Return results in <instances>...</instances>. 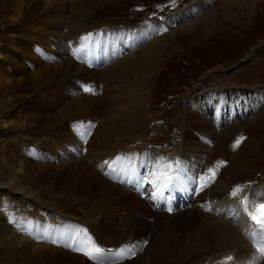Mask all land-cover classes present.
<instances>
[{
  "label": "rangeland",
  "instance_id": "obj_1",
  "mask_svg": "<svg viewBox=\"0 0 264 264\" xmlns=\"http://www.w3.org/2000/svg\"><path fill=\"white\" fill-rule=\"evenodd\" d=\"M65 1L66 13L56 25L43 18L38 22L40 30L20 20L9 21V15L1 14L7 21L0 22V62L15 69L5 58L16 55L15 64L28 69V76L46 66H57L66 56L86 67L93 74L71 79V85L59 96L66 105L89 96L96 105L119 104L116 107L123 112V107L126 110L131 105L128 86L132 81L118 82L113 78L116 76L105 79L103 73L128 57L138 54L143 58L140 51L157 37L167 43L149 71L150 80L145 82L143 106L147 112L143 122L127 126V133L124 125L120 135L112 132L110 139L102 137L109 129L100 105L98 112H82L58 129L72 134L75 138L68 137L71 142L58 140L57 126L49 136L47 116L42 113L62 114L61 106H42L52 95L51 88L45 95L36 90L42 95L40 99L44 98L37 103L11 110L0 105V194L5 197L0 200V226L7 228L5 234L0 232V264H44L42 260L23 261L42 247L71 259L66 262L57 254L51 258L53 264H263L264 244L252 235L250 240L247 234L257 228L249 213L254 215V209L260 212L264 202V126L259 125L260 120L264 123V0H93L76 25L82 23L79 35H71L64 46L77 0ZM0 5L4 6V0ZM211 12L215 21L206 27L204 21ZM123 27L141 29L125 30L117 35L119 39L115 36L113 47L119 48L118 41L125 44L124 33L129 44L138 43L124 47L120 56L105 63L115 51V47L107 49L105 42L103 55L98 53L99 63L87 67V58L78 45L81 40L86 43L88 34L101 31L109 36L111 30ZM31 37L41 38V42H32ZM105 39L95 36L99 46ZM20 44L28 52L31 48L32 55L44 64L34 66L24 54H18L23 49ZM237 62L241 64L235 65ZM30 84L41 88L35 78ZM94 85L98 86L95 92L86 91ZM3 89L0 80V102ZM130 120L127 118L125 124ZM250 141L249 153L245 143ZM232 157L242 161L233 171ZM12 158L21 161L24 168L36 170L28 174L23 169L17 175L26 190L22 194L12 190L9 167L3 162L6 159L14 165ZM85 165L107 183V191L96 189L92 196L73 191L76 177L68 171L71 167L80 171ZM219 180L225 184L222 191L217 189ZM93 185L97 188V183L89 184ZM84 206L94 215L87 216ZM107 213L113 215V225L108 228L101 226ZM216 220L225 223L221 235L228 236V226L235 231L243 250L232 242L226 247L211 240L200 245L197 230ZM7 236H18L19 249L5 244ZM25 245L31 249L23 257L19 252H24L21 248ZM253 251L261 255L258 262L247 258L246 254Z\"/></svg>",
  "mask_w": 264,
  "mask_h": 264
},
{
  "label": "bare ground",
  "instance_id": "obj_2",
  "mask_svg": "<svg viewBox=\"0 0 264 264\" xmlns=\"http://www.w3.org/2000/svg\"><path fill=\"white\" fill-rule=\"evenodd\" d=\"M20 1V0H19ZM229 1V0H228ZM16 0H4V6L0 5V22L2 21V23L7 19H5L4 15H9L10 18L9 21H19L23 22L24 24H26V26L30 27L33 26V28H36L37 30L39 29V21L42 20L43 18H50L51 22H57V20L63 16L66 13L65 7L67 5L65 0H22L20 1V3L17 5V3H15ZM75 3H73L72 6V13L71 16L69 18V33H68V37L67 35L65 36L66 39L62 42L64 46H67V44H69L68 40L69 38H71V35H74V38H76L79 33H77L79 31L78 27L80 25H82V23H80V25H77V23L79 22V20L81 18L84 17V15L87 13L86 10H89L91 7V4L93 2V0H77L74 1ZM63 4V5H62ZM71 4V3H70ZM4 16H2V15ZM207 16V15H206ZM4 18V19H2ZM214 17L211 14H209L207 16V18L205 19L204 23L206 24L205 26L207 27L208 22L212 23L214 22ZM42 22V21H41ZM203 22V21H202ZM19 23V22H18ZM27 23H30L27 25ZM47 23V21H46ZM13 24V23H12ZM6 25V24H5ZM56 25V24H55ZM25 26V27H26ZM32 28V27H31ZM30 31V30H29ZM24 34V33H23ZM141 34V33H140ZM144 36V35H141ZM141 36H139V40H141ZM118 39L120 37L116 36ZM121 37H123L122 39L124 40L125 37V44L128 46H131L133 44H129L128 43V34H123ZM32 38V37H31ZM59 38V36H58ZM79 38V37H78ZM143 38V37H142ZM161 37H157L155 40L151 41L152 43L146 47L145 49H143L142 54H144L143 58L146 56L147 59H143L140 58L137 55H134L132 57H128L126 58L124 61H121L120 63L115 64L114 66H110L109 70L103 73V76L109 79V77L112 76H116L113 78H116L118 82L123 81L126 82V80L128 81H132L131 84L128 86V88L132 91V96L130 98V100H128L129 103H131V105H129V108H127L125 110V107H123V112L116 106H119L109 102L108 105L103 106L102 104L96 105L94 102H97L94 99H90L89 96H85V97H79L77 99H75L74 101L69 102L67 105L64 103L65 100L59 99V96L61 97L62 93L65 92L66 87L68 85H71L70 80L71 79H77L79 80V78L85 75H91L93 73H91L90 71H88L85 68H83L82 66H80L78 63H74L72 60H70L67 56L66 60L62 61L61 63H58L57 66H46L45 68H42V70L40 72H38L37 74H35L34 76H28V74L26 73V71L28 69L26 68H19V65L15 64V60L14 57L16 56H9L7 58L2 57L7 59L8 62L12 63V66L15 68H9L6 64L3 65L0 62V80H3V98H2V102H0V105L3 106L4 109L6 110H11L12 108L16 107V106H23V104L25 103H30L32 104V102L36 101H40L42 99H40V97L42 95H40L39 91H36L37 89H41V93L43 95L47 94V90L51 88L52 90V95H48V98H45V102L44 104H42L43 107H45V109H47V107L50 108L51 105L56 104L57 106H61L62 107V114L61 115H48V113H42V114H46V118H45V122H46V130H48V132H50L49 136H51V134L53 135L54 132H56V130L58 131L59 128H64L63 125L66 123V121L68 120V118L71 119V117H76L82 114V112H92V113H96L98 112L96 110V108L98 109L100 105H102V109H101V114L104 115L105 118H108V121L106 123V128L109 129L107 134H102V137H104L105 139H110V135L113 132H118L120 135V129L124 126L125 128V133H127V126L132 128L134 125H141L142 121V117L144 116V114L147 112V110L145 109V107L143 106L144 104V98H145V91H146V84L145 82L149 81L151 76L149 77V71L152 70L153 67H155L156 63H157V58L158 56L162 54L163 50L165 49L164 44L167 43V41L165 40V42L162 43V40L160 39ZM41 39V38H40ZM38 39H34L32 38V42H36L38 43L39 41L41 42V40ZM77 40V39H76ZM59 41V40H58ZM78 41V40H77ZM20 42V41H19ZM22 42V41H21ZM133 42V41H132ZM43 43V42H42ZM72 43V42H70ZM79 43V42H77ZM137 43V41L134 42V44ZM39 44V43H38ZM51 44H55V43H51ZM50 44V46H51ZM22 44H20L19 46L21 47ZM79 45V44H78ZM44 46V45H43ZM23 47V45H22ZM49 47V46H48ZM81 48V47H80ZM116 48V47H115ZM18 49V48H17ZM76 49V47H75ZM117 49V48H116ZM32 49L30 48V52H28V50H25V48L23 47V49L21 50V52H17L18 54H24L29 61L32 62V65L34 66H38L40 64H44L41 63L38 59H36V55L34 54V56L32 55L33 51H31ZM52 50V49H51ZM16 53V54H17ZM59 53V52H58ZM62 53V52H61ZM81 54V52L79 53V55ZM8 56V55H7ZM139 57V59H138ZM58 58V57H57ZM137 58V59H136ZM30 59H34V60H30ZM64 59V58H63ZM136 59V60H134ZM144 60V62H143ZM5 61V60H4ZM8 67L4 68V67ZM152 67V68H151ZM16 76V77H15ZM17 76L21 77V80L17 78ZM135 77V78H133ZM4 78V79H3ZM35 78L37 83H39V85L41 86V88H38L37 85L33 84V86H31L30 84V80ZM115 79V80H116ZM120 80V81H119ZM124 85H122L123 87L126 85L125 83H123ZM50 85V86H49ZM35 87V88H34ZM56 88V89H54ZM75 88V87H74ZM2 90V89H1ZM68 91V90H67ZM56 93V94H55ZM65 95V94H64ZM30 96V99L29 97ZM127 96V95H126ZM147 96V95H146ZM64 97V96H63ZM88 97V98H87ZM25 99H29L28 101L25 102ZM48 100V101H46ZM47 103V104H46ZM116 103H119V100L116 101ZM103 108H106L104 110L103 113ZM59 111V110H58ZM24 112V111H23ZM25 113V112H24ZM27 113V112H26ZM25 113V114H26ZM33 113V112H32ZM35 113V112H34ZM28 114V113H27ZM58 114V113H57ZM134 114V115H132ZM22 115V114H21ZM31 115V113H30ZM92 115V114H91ZM145 117V116H144ZM29 118V117H28ZM127 118H130L131 122H128L125 124ZM69 119V120H70ZM264 119V118H263ZM23 120V119H22ZM27 120V119H26ZM35 120V119H34ZM68 120V121H69ZM25 121V119H24ZM29 121V120H28ZM76 121L75 119L73 120V122ZM261 123L259 124L261 127L264 126V123L262 120H260ZM36 122V121H35ZM71 122V121H70ZM17 123V121H16ZM31 123V122H30ZM33 123V122H32ZM140 123V124H139ZM37 127V125H35ZM33 126V127H35ZM57 126V129L55 128ZM264 128V127H263ZM27 129V127H26ZM34 129V128H33ZM43 129V128H42ZM56 129V130H55ZM243 129V128H242ZM253 129V128H252ZM251 129V130H252ZM29 130V129H28ZM27 130V131H28ZM53 130V131H51ZM63 130V129H62ZM26 131V132H27ZM30 131V130H29ZM32 131V130H31ZM131 131V130H130ZM256 131V130H255ZM25 132V131H24ZM34 132V130H33ZM45 132V131H44ZM107 132V131H106ZM28 133V132H27ZM20 134V132H19ZM39 134V133H37ZM58 134L61 135V138H58V140L62 141L67 138L68 140L70 138H68L69 136H72V134H70L69 132L66 133H62L58 131ZM23 135V134H21ZM30 136V135H29ZM55 136V135H54ZM251 136V135H250ZM224 137V136H223ZM75 138L74 136H72L71 139ZM227 138V137H226ZM114 139V138H113ZM241 139V138H240ZM228 140V139H227ZM227 140L225 139V141L227 142ZM70 141V140H69ZM74 141V140H73ZM103 141V140H102ZM252 141V140H251ZM250 142H246L245 146L248 148V152H252L251 151V143ZM71 142V141H70ZM236 142V141H235ZM107 143V141H106ZM238 143V142H237ZM227 144V143H226ZM226 146V145H225ZM224 146V147H225ZM232 146V145H231ZM241 146V145H240ZM146 147V146H145ZM223 149V148H222ZM237 149H240L239 147ZM234 150V149H233ZM221 151V150H220ZM236 151V150H235ZM246 152V151H245ZM240 154V153H239ZM94 156V155H93ZM13 159V158H12ZM219 159V158H218ZM233 162H235V164L231 165L233 166V168L231 169V171L237 169L238 165L242 163V161H239L238 158H234L232 157ZM235 159V161H234ZM245 159V158H244ZM6 160V159H4ZM4 164L6 166L9 167L8 169V174L10 177V181L9 183L12 185L11 188H13V191H20V193L22 194L23 192H26V190L21 188V180L18 179L19 177H17V175L22 172V170L24 169L25 173L31 172L34 174V172H36V170H34L35 168L32 169V171L29 170V168L31 167H27L24 168V165L21 161L18 160H14V165L12 163L9 164V162L7 163V160L4 161ZM223 160H225L223 158ZM229 160V159H228ZM226 161V160H225ZM224 161V162H225ZM232 161V160H231ZM12 162V161H11ZM221 162V161H219ZM223 163V162H222ZM70 164V163H69ZM226 166V163H224ZM5 166V167H6ZM30 166V165H29ZM222 166V165H221ZM70 167V166H69ZM82 169H80V167H78L77 169L79 170H75L73 167H71L69 169V173H73V176L76 177L74 179V182L76 183L74 186V192L76 193H85V194H89V196L93 195L94 193L92 192L93 190L96 189H102V190H106L105 187H107V183L104 182V180L99 176V174H96V172H94L93 170H91L90 168H88L87 165H85V167H81ZM28 172H27V170ZM86 169V170H85ZM225 169V168H224ZM222 169V170H224ZM227 169V167H226ZM65 172V171H64ZM7 173V172H6ZM30 173V174H31ZM62 173V172H61ZM222 174V173H221ZM1 175V174H0ZM21 175V174H20ZM59 175V174H58ZM223 175V174H222ZM3 176V175H2ZM62 176V175H61ZM226 176V175H225ZM229 176V175H227ZM37 177V176H36ZM55 177V176H54ZM58 177V176H57ZM60 177V176H59ZM217 179V176H216ZM221 179V178H220ZM214 180V179H213ZM223 180V179H222ZM221 180V181H222ZM219 180V182H217V184L219 185L217 189L222 191V188L225 186V184H223ZM228 182V181H227ZM93 183H97V188L93 186H89V184H93ZM4 184V182H3ZM21 185V186H20ZM74 185V184H73ZM115 186V185H114ZM121 187V186H120ZM229 187V186H228ZM114 189H118V188H114ZM112 190V189H111ZM121 190V189H120ZM125 190V189H124ZM118 191V190H117ZM127 191V190H125ZM205 191V190H204ZM28 192H31V189L28 190ZM225 192V191H224ZM18 193V192H17ZM98 193V192H97ZM122 193H124L122 191ZM128 193V192H126ZM31 195V193H29ZM216 194V193H215ZM97 195V194H96ZM206 195V194H205ZM219 195V194H218ZM88 196V195H87ZM126 196V195H125ZM217 196V195H216ZM220 196V195H219ZM96 197V196H95ZM105 197V196H104ZM109 197V196H107ZM120 197V196H119ZM124 197V196H123ZM204 197V196H203ZM225 197V196H224ZM2 198H5L3 194H0V200ZM63 198V197H62ZM102 198V197H101ZM101 198H98L99 200ZM111 198V197H110ZM126 198H128L126 196ZM205 198V197H204ZM215 198V197H214ZM97 199V198H96ZM202 199V198H201ZM200 199V200H201ZM105 200V199H104ZM203 200V199H202ZM214 200V199H213ZM33 201V200H32ZM70 201V200H69ZM88 201V200H87ZM139 201V200H138ZM207 201V200H206ZM219 201V199H218ZM133 202V201H132ZM208 202V201H207ZM210 202V201H209ZM215 203V202H213ZM247 203V202H245ZM46 204V203H45ZM103 204V203H100ZM125 204V203H124ZM137 205V204H136ZM143 205V204H141ZM219 205V204H218ZM217 205V206H218ZM45 206V205H44ZM110 206V205H109ZM125 206V205H124ZM123 206V207H124ZM216 206V205H215ZM216 206V207H217ZM139 207V205H138ZM208 207V206H207ZM206 207V209H207ZM211 207V206H210ZM214 207V206H213ZM253 207V206H252ZM87 213V216H92L94 215L93 211H89L88 206H84L83 207ZM113 208V207H112ZM119 208V207H118ZM205 208V207H204ZM220 208V207H219ZM83 209V210H84ZM114 209V208H113ZM215 209V208H214ZM254 209V208H253ZM131 210V208H130ZM209 210V209H208ZM110 211V210H109ZM120 211V210H119ZM141 211V210H140ZM145 211V210H144ZM148 211V210H147ZM253 212L254 215L258 216L260 215V212H258L257 209L251 210ZM131 212V211H130ZM212 212V211H211ZM146 213V212H145ZM211 214V213H210ZM112 215V214H111ZM109 216V213H107L105 215V217H103L106 221L104 223H102V227L105 226L108 228L109 225H113V219L112 216ZM144 215V212H143ZM215 215V214H214ZM233 215V214H232ZM109 216V217H108ZM210 216V215H209ZM165 217V216H164ZM234 218H238L239 215H233ZM146 218V215H145ZM144 218V219H145ZM137 219V218H136ZM143 219V220H144ZM213 219V218H211ZM209 219V220H211ZM215 219V218H214ZM217 219V218H216ZM217 222L215 224H203L201 227H199V230H197V234L199 236V240L202 242L200 245H204V241L206 240H211V241H215L216 245L217 244H228L227 242H232L233 244L237 245V246H241L240 249L243 250V242L239 243V238L237 236V234L235 233L234 230H230V227L228 226L229 229V233L228 236H223L224 234H220L219 231L221 232V230L224 232L223 229L226 228V226L224 225L225 223H221L220 221L218 222V220H216ZM224 222V221H223ZM243 222V221H242ZM248 222V220H247ZM136 223V222H135ZM205 223V222H203ZM249 223V222H248ZM228 224V223H227ZM3 225V224H2ZM108 225V226H107ZM132 225V224H130ZM135 225V224H134ZM249 225V224H247ZM137 226V225H136ZM235 227V226H234ZM147 228V227H146ZM254 228V227H253ZM7 230L6 226H0V232L1 234L4 233ZM239 231V230H238ZM228 232V231H227ZM211 234H213V236L215 237L214 239L210 236ZM18 237V236H17ZM16 236L14 237H8L7 236V240H5V244L9 245L11 247L14 248H18L17 247V240H15L17 238ZM249 238V237H248ZM2 239V238H1ZM1 242V241H0ZM206 244V243H205ZM232 245V244H231ZM230 245V246H231ZM213 246V245H212ZM229 246V245H227ZM264 246V245H263ZM214 247V246H213ZM217 247V246H216ZM219 248L221 246H218ZM226 247V246H225ZM40 248V247H39ZM43 250L40 251L39 253H37L35 256H30L26 258L24 257L25 255H27V251L29 249H31V246H23L21 249L24 252H19V254H23V261L26 259H32L31 261H35V260H42L45 264H53L51 262V258L53 259V257L57 258V254H59L61 256V258L63 260H65L66 262H69L71 259H69L68 255H63L62 253H58L53 251L52 249H46L44 247H42ZM15 249V250H18ZM224 249V248H223ZM230 249V248H229ZM232 249V248H231ZM246 249V248H245ZM258 249V248H257ZM40 250V249H39ZM222 250V249H221ZM227 250V249H226ZM36 251V250H35ZM246 251V250H245ZM232 252V251H231ZM240 252V251H239ZM243 252V251H242ZM254 252L256 253V255L254 254ZM261 252L264 254V251L261 250ZM260 252V253H261ZM178 253V252H177ZM247 258L250 260H253L252 262H255L260 258V254H257L256 251H253V253L248 252L247 254ZM21 256V255H20ZM262 261V260H261ZM25 262V261H24ZM165 262V261H164ZM260 263V262H259ZM248 264V263H247ZM251 264V263H250ZM264 264V263H263Z\"/></svg>",
  "mask_w": 264,
  "mask_h": 264
},
{
  "label": "snow or ice",
  "instance_id": "obj_3",
  "mask_svg": "<svg viewBox=\"0 0 264 264\" xmlns=\"http://www.w3.org/2000/svg\"><path fill=\"white\" fill-rule=\"evenodd\" d=\"M164 30H166V29H164ZM141 182H143V181L141 180ZM259 210H260V216L259 217L249 213V215H251L252 220L257 225V228L252 230L251 235L256 242L264 244V202H261V204L259 206Z\"/></svg>",
  "mask_w": 264,
  "mask_h": 264
}]
</instances>
